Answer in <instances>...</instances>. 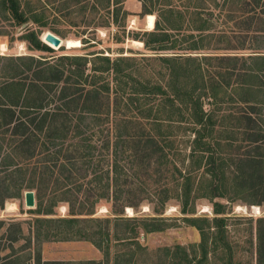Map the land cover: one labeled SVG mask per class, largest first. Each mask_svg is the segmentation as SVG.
<instances>
[{
  "label": "trees",
  "instance_id": "trees-1",
  "mask_svg": "<svg viewBox=\"0 0 264 264\" xmlns=\"http://www.w3.org/2000/svg\"><path fill=\"white\" fill-rule=\"evenodd\" d=\"M69 1L73 6L79 5L76 11L85 13L87 5H81L82 0H63L67 12H76L69 6ZM200 1L186 0L187 4L179 8L173 5L172 0H142V13L155 17L154 28L141 34L135 33L134 40L153 53L154 56L150 58L161 59L169 68L170 83L165 88L140 81L137 82L140 88L137 86L135 89L133 59L125 56L110 58L102 52H91L88 55H62L51 59L34 56L0 58V192L8 191L11 177L30 175L32 182H28L25 188L37 191L38 202L34 210L28 211L37 215H53V208L65 203L68 208L66 217L37 218L39 228L36 233L40 236L42 228H46L47 240L52 237L54 241H86L104 251L105 263L86 261L79 264L110 263L111 236L109 228H103V224L109 226L114 222L116 227L123 225L124 229L116 231L115 240H129L128 244L133 242L140 249L139 229L148 233L169 228L171 225L167 220L160 217L166 202L172 199L163 197L162 193L167 189L174 192L173 198L178 202L182 214L180 222L195 228L200 237L197 244L189 246L190 250L177 245L175 248L180 252L174 251L172 255H177L184 264H243L241 261L233 263L232 246L226 235V218L222 217L226 205L215 200L232 199L231 194L237 193L246 194L251 199L255 198L259 188L264 190V154L258 151L251 156L250 173L239 169L237 174L232 172L230 175L228 168L231 159L225 151L227 145L220 144L213 136L219 123L217 111L205 110L200 100L204 95L213 106L217 102L227 103L228 100L218 101V95L221 92L225 96L230 88L233 93L241 95L244 103L255 101L243 119L251 122L245 129L252 131L249 134L252 140L249 141H253L259 150L264 145V118L253 119L250 115L252 112L260 114V110L252 107L264 105V99L260 101L254 98L257 94L264 96V49L254 48L246 56L207 53L209 50L227 49L213 46L215 34L221 35L216 43H227L229 40L222 30L214 31L212 24L201 17ZM234 1L240 5L241 0ZM0 2L15 24L22 25L32 19V16L25 15L19 0ZM105 2L106 8H110V0ZM254 3L261 5L264 0ZM118 4L119 8L115 7L112 13L115 23L121 8L117 0L113 4ZM245 6L249 4L246 2ZM240 39L239 46L230 50H245L246 42ZM24 40L31 49L51 51L34 31L28 32ZM41 40L47 43L42 36ZM89 42L83 41L89 47L95 45ZM169 51L177 53L172 56L163 54ZM215 58L230 60V66L224 68V72L219 74L220 79L216 80L211 78L204 66L211 67L210 62ZM239 64L241 67H238ZM204 69L209 72L207 81L204 80ZM137 95H152V98L145 101ZM228 97H231L230 94ZM135 109L141 119L146 122L150 119L159 138L165 143L154 141L155 152L164 163H170L165 148L172 142L169 133L172 137H180L183 135L181 133L186 135V132L192 135V139L187 140L190 152L185 171L171 161V177L163 176L166 180L164 188H168L156 191L160 205L155 211L157 217H123L131 191L128 182L135 172L131 168L133 156L122 150V145L131 138L122 128L135 122ZM165 122H168L167 125ZM173 128H176L175 134ZM145 140H140V143H145ZM149 140L153 144V140ZM32 160V164H29ZM24 161L27 163L24 164ZM184 162L179 163L182 165ZM36 182L40 187L34 185ZM42 188L50 190L47 208L39 194L45 190ZM22 192L19 186L16 197ZM199 199H206L212 204V217L197 214L196 201ZM0 201L4 202V198ZM100 203L110 205L108 212L111 217H93ZM260 203L254 199L250 201L251 205ZM1 208L3 203L0 204ZM81 215L87 217L78 218ZM90 223L95 224V228H89L87 224ZM257 232L260 260L264 244L262 233L260 230ZM121 257L122 254H115L113 264H120ZM33 262L62 264L42 263L41 257Z\"/></svg>",
  "mask_w": 264,
  "mask_h": 264
},
{
  "label": "rangeland",
  "instance_id": "rangeland-1",
  "mask_svg": "<svg viewBox=\"0 0 264 264\" xmlns=\"http://www.w3.org/2000/svg\"><path fill=\"white\" fill-rule=\"evenodd\" d=\"M105 1L82 0L81 5H87L85 13L76 11L75 9H78L79 5L73 6L71 5V1H69L71 9L76 11L70 14V12H67V9H64L63 0H19L21 9L24 10L25 15L28 17L32 16L30 17L32 19H29L27 23L22 25L15 24L9 11L0 2V58L2 56H34L36 58L51 59L62 55L80 56L88 55L91 52H102L103 55L110 58L125 56L133 59L135 89L139 87L138 83L140 81L159 84L163 88L167 87V85L169 86V68H166L161 59L150 58V56L154 55L145 50L143 44L139 46V44L134 43L135 33L141 34V32L147 31L145 28L146 15L142 13L141 8L142 0H117V2H120L121 9H119L116 23L112 19V13L115 7L119 8V4L115 6L113 4L116 0H110V8L107 9ZM255 1L241 0L239 2L240 5L234 0H201L199 2V7H202L201 17L207 19L212 24L211 26L214 28V31L219 32L222 30L223 34L227 36V40H229L227 43H216L221 35L215 34L212 38L215 41V45L213 46L227 49L209 50L206 51L207 53L219 56H246L253 52L254 48L264 49V3L256 5ZM246 2L249 6L243 7ZM172 3L179 8L182 4H187L186 0H172ZM30 31L37 33L39 40L51 48V51L31 49L29 43L24 40V36ZM47 32L57 36L63 42L66 41L65 46L62 45L59 48H54L50 44L44 43L41 40V36L45 41ZM240 38L246 42L245 50H230V48L239 46L238 44L241 43ZM68 40L78 41L79 45L69 48L67 45ZM84 40L90 41L89 43H94L95 45L89 47L83 43ZM174 53L177 52L169 51V53L163 54L165 56H172ZM210 64L211 67L204 66L210 72L211 78H215L216 80L217 78L220 79L219 74L224 72V68L230 66V60L215 58ZM238 67H241V65L239 64ZM207 70L204 69L203 71L204 80L206 81L209 73ZM226 93L224 96L220 92L218 101L228 100L227 103L217 102L213 106L211 105V100L204 95L200 101L205 110L216 109L217 111L219 123L215 127L217 131L213 136L217 138L220 144L227 145L225 151L231 159L228 168L229 174L232 175V172L237 174L239 169L244 173H250L251 156L258 153V151L260 154H264V145L257 150L253 141H249L252 140L249 137L252 131L245 129V126L251 124V122L243 119L245 112L251 110L249 106L254 104L255 101H253L254 103H244L241 95L236 92L233 93L230 88ZM228 94L231 97H228ZM137 96L145 101L148 98H152V95H149V97L148 95L146 97L145 95ZM254 98L261 101L264 99V96L257 94ZM156 100L158 101L159 99ZM136 107L137 103L135 102ZM252 108H256L257 111L260 110V114L257 115L252 112L251 118H264V105H257V107ZM134 116L135 122L127 128H122L131 137L127 143L122 145V150L125 154L133 156L134 161L131 168L132 172H135L133 179L128 182V187L131 188V191L128 195L129 203L124 208L123 217H157L155 211L157 208H160V205L158 204L156 191L160 189L164 191L168 188V186L164 188L166 180L163 176L167 175L169 178L171 177V161L178 164V166L180 165V169L185 171L190 152L187 140L189 138L192 139V135L190 132H186V135L181 133L183 135L180 137H172L169 133V138L172 142L165 148L169 153L168 160L170 163H164L162 157L159 158L160 155L155 152L156 146L154 145V141L159 144L165 143L159 138L158 131L154 128L153 123L150 119L147 122L145 119H141V115H139L136 109ZM166 123L168 122H165V125H167ZM173 132L175 134L176 128H173ZM150 138L153 140V144L149 140ZM143 139L146 142L140 143V140ZM182 160H185V162L181 165L179 162ZM32 162L33 160L28 163L32 164ZM26 163L24 161V164ZM15 178L11 177L8 180L9 187L7 192H0V200L4 198V202L0 201V204L3 203V208L0 209V264H34L33 261L41 257V251H43L42 249L45 244L46 246L56 244V246H65L66 249H70L67 251L69 254L63 255L65 258L72 257V254L75 256L81 255V252L85 250L83 246H86V248L91 246L92 255L86 258H92L95 262L105 263L104 251L97 249L89 242L75 240L54 241L52 237L50 240H47L45 239V235H48L45 233L48 231L46 228H42V231H40L41 235L37 236L36 232L39 228L36 223L37 218L56 219L66 217L68 213L67 205L59 203L58 206L53 208L54 214L47 216L37 215L33 211H28L29 209L26 208L24 203V193L27 191L34 193L35 206L32 208L34 210L38 202L37 191L25 188L28 182H32L30 175L22 178L15 176ZM34 185L40 187L37 182ZM19 186L23 192L19 197H16ZM170 190L168 191L167 189L166 192L162 193L164 194L163 197L169 196L172 199L166 202L164 213L160 217L165 218L171 226L162 229V231L148 233L139 229L138 241L141 249L136 247L133 242H129L131 244H128L129 240L126 242L115 240L114 235L116 231L120 232L124 229L123 225L116 227L114 222H111L109 226H106V224L102 225L103 228H109L111 236L109 242V264H113L114 256L118 253L122 254L120 264H184L177 255L173 254V257L172 252H180L175 248L177 245L190 250L189 246L197 244L200 241V237L195 228L180 222L182 214L180 213L178 202L173 198L174 192ZM259 190L255 198L251 199H248L250 197L246 194L240 195L237 193L236 195L231 194L230 198L232 199L217 198L215 200L226 205L225 215L222 217L226 218V235L232 246L233 263L241 261L243 264H259L261 260V264H264V246H262L260 260L259 253L257 252L258 230L262 233L264 244V190L263 188H259ZM39 194L43 198L47 208L50 204V190L45 189ZM252 199L261 202L260 205H251L250 201ZM8 207L9 209H6ZM109 207V204L100 203L93 217L100 219L111 217L108 212ZM255 209L258 211L256 212ZM196 210L197 214L213 216L212 204L206 199L196 201ZM86 217L84 215L78 216V218ZM94 225L92 223L87 224L89 228ZM92 228H95V226ZM52 230L54 229L52 228ZM71 246H74V250H72ZM75 256L72 258H75ZM82 256L79 257L80 260L68 261L65 264L86 262Z\"/></svg>",
  "mask_w": 264,
  "mask_h": 264
},
{
  "label": "crops",
  "instance_id": "crops-1",
  "mask_svg": "<svg viewBox=\"0 0 264 264\" xmlns=\"http://www.w3.org/2000/svg\"><path fill=\"white\" fill-rule=\"evenodd\" d=\"M44 245V244H43ZM48 245V244H47ZM72 250H74V246H71ZM85 248V250H87L86 252H81L83 255L82 258H84V261H93L92 258H86L90 255H92V248L91 246L87 247L83 246ZM43 251H41V262L42 263H46V262H59L62 264H65V262H73L74 260L79 259V257L81 256L80 254H78V256H75L74 254H72V257L75 256V258H72L71 256L69 258H65L63 255L64 254H69L67 253V251H69L70 249H66L65 246H56V244H51L50 246H46V244L43 246ZM80 260V259H79ZM35 264V263H34ZM70 264V263H69Z\"/></svg>",
  "mask_w": 264,
  "mask_h": 264
},
{
  "label": "water",
  "instance_id": "water-1",
  "mask_svg": "<svg viewBox=\"0 0 264 264\" xmlns=\"http://www.w3.org/2000/svg\"><path fill=\"white\" fill-rule=\"evenodd\" d=\"M45 41L53 47H61L63 41L52 33L47 32L45 35ZM24 203L26 208L32 209L35 206V197L32 191H27L24 193Z\"/></svg>",
  "mask_w": 264,
  "mask_h": 264
},
{
  "label": "bare ground",
  "instance_id": "bare-ground-1",
  "mask_svg": "<svg viewBox=\"0 0 264 264\" xmlns=\"http://www.w3.org/2000/svg\"><path fill=\"white\" fill-rule=\"evenodd\" d=\"M154 22H155V17H154V15H146L145 16V28L147 29V30H152L153 28H154ZM134 43H136V44H139V46L140 45H142V43L141 42H139V41H134ZM68 47L70 48V47H74V46H76V45H79V42L78 41H72V40H68ZM6 209H9V207L8 208H6ZM13 209V208H12ZM129 210V209H128ZM256 210V212L258 211L257 209H255Z\"/></svg>",
  "mask_w": 264,
  "mask_h": 264
}]
</instances>
